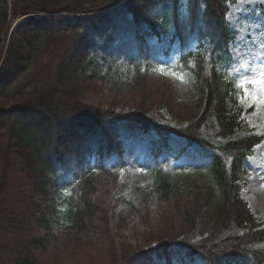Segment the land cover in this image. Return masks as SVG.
<instances>
[{"label": "trees", "instance_id": "16d2710c", "mask_svg": "<svg viewBox=\"0 0 264 264\" xmlns=\"http://www.w3.org/2000/svg\"><path fill=\"white\" fill-rule=\"evenodd\" d=\"M231 1L189 0L188 17L180 14V0L1 1L0 139L7 133L8 140L0 142V264H72L94 240L106 241V264H264V227L241 195L247 160L264 136L243 126L239 94L221 67L233 41L226 21ZM117 7L132 18L141 64L150 65L152 37L165 35L181 45L178 65L202 91L200 109L184 124L170 127L151 120L146 102L126 116L78 100L97 90L86 28ZM31 14L36 16L12 33L4 49L11 20ZM68 38L72 45L59 58L54 88L25 86L49 44ZM194 40L210 46V58L190 50ZM57 91L77 101L67 104ZM30 115L43 118L35 130L52 128L37 143ZM124 121L152 138L154 194L172 210L164 233L139 247H119L115 239L123 166L119 126ZM179 140L207 162L199 170L206 188L189 197L182 196L169 163H161ZM91 151L98 154L94 165L87 160ZM53 156L65 164L66 172L74 170L68 196L46 174L54 171ZM115 159L118 163H110ZM16 180L23 183L19 193H14ZM56 223L63 226L61 233L55 232Z\"/></svg>", "mask_w": 264, "mask_h": 264}, {"label": "rangeland", "instance_id": "374dc122", "mask_svg": "<svg viewBox=\"0 0 264 264\" xmlns=\"http://www.w3.org/2000/svg\"><path fill=\"white\" fill-rule=\"evenodd\" d=\"M0 0V4H1ZM163 7H158L156 14H162ZM74 16V15H73ZM22 19L11 20V25L19 27ZM132 18L121 7L112 10L105 18L89 24L86 28V40L91 45V62L94 63L98 75L97 90L81 95L79 101L85 105L104 109L117 115L130 116L146 102L150 108L149 118L162 125L175 127L191 119L202 105V91L195 81L177 67L181 51L179 44L169 50L171 40L166 37H152L151 44H156L150 69L140 63L133 30ZM227 22L233 33V42L229 46V56L224 59L222 70L239 91L238 102L243 108L241 121L243 126L254 134L264 136V104L253 103L252 95L264 100V83L258 85L245 84L251 79L264 80V0H232ZM161 31V26L157 25ZM9 37L3 47L8 46ZM72 45L71 39L51 42L44 55L24 82L25 86L54 88L55 71L59 58ZM160 45V46H159ZM2 46V45H1ZM200 46V47H199ZM210 58L211 48L201 45L196 40L191 49ZM203 47V48H202ZM169 51L168 57L166 52ZM245 87L247 91H245ZM47 89V88H46ZM59 100L72 104L77 99L61 92L56 93ZM33 139L47 135L52 131L50 125L35 130L41 116L30 115ZM7 124L5 131H8ZM40 127V126H39ZM123 166L119 172L117 212L119 216L118 246L132 244L139 247L154 236L164 233L168 226L172 210L169 204L154 194L155 184L151 178L154 158L151 153L152 138L145 136L137 126L122 123L119 126ZM7 133L0 142L6 143ZM183 149L181 141L171 146L169 157L162 156V162L168 161L170 169L178 177L183 197H189L196 190L206 188L207 181L199 172L205 165L195 154L193 148H187L180 159ZM96 151L87 155L88 162L95 164L98 160ZM54 171L46 174L52 181L62 186L63 194L71 193L68 185L74 173L64 170L62 162L54 156ZM110 163H118L115 159ZM248 175L242 188V197L248 203L258 224L264 227V142L257 146L247 161ZM2 168L0 167V176ZM23 183L15 181L14 193H19ZM53 192V191H52ZM62 225L55 224L56 233L62 232ZM117 247V244H116ZM110 249V248H109ZM106 241L99 240L88 250L75 258L72 264H106L110 253L107 252ZM12 256V255H11Z\"/></svg>", "mask_w": 264, "mask_h": 264}, {"label": "snow or ice", "instance_id": "6c2138e0", "mask_svg": "<svg viewBox=\"0 0 264 264\" xmlns=\"http://www.w3.org/2000/svg\"><path fill=\"white\" fill-rule=\"evenodd\" d=\"M264 83V80H261V79H251V80H248V81H245V84L242 85V87H244L246 84H252V85H258V84H262ZM245 91H247V88L245 87ZM253 103H261V104H264V100L262 99H259L258 95H252L251 97Z\"/></svg>", "mask_w": 264, "mask_h": 264}, {"label": "bare ground", "instance_id": "6f19581e", "mask_svg": "<svg viewBox=\"0 0 264 264\" xmlns=\"http://www.w3.org/2000/svg\"><path fill=\"white\" fill-rule=\"evenodd\" d=\"M63 15H65V14H63ZM32 16H36V15H34V14H31V15H26V16H18V17H15V18H13V20H16V19H22L23 21H22V23L23 22H27V19L28 18H31ZM45 16V15H44ZM69 17H73V15H68ZM17 28V26L15 25L14 26V29H16Z\"/></svg>", "mask_w": 264, "mask_h": 264}]
</instances>
